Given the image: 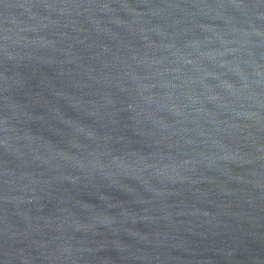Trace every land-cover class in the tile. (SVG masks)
Instances as JSON below:
<instances>
[{"label":"water","instance_id":"1","mask_svg":"<svg viewBox=\"0 0 264 264\" xmlns=\"http://www.w3.org/2000/svg\"><path fill=\"white\" fill-rule=\"evenodd\" d=\"M0 264H264V0H0Z\"/></svg>","mask_w":264,"mask_h":264}]
</instances>
